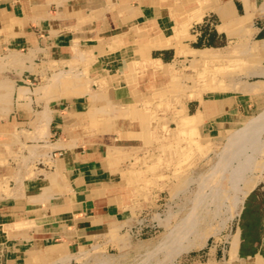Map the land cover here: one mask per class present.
<instances>
[{"label": "crops", "instance_id": "1", "mask_svg": "<svg viewBox=\"0 0 264 264\" xmlns=\"http://www.w3.org/2000/svg\"><path fill=\"white\" fill-rule=\"evenodd\" d=\"M177 86L168 127L219 135L261 112L264 0H0V264L64 263L128 221L122 167ZM259 197L226 249L184 264H264Z\"/></svg>", "mask_w": 264, "mask_h": 264}, {"label": "rangeland", "instance_id": "2", "mask_svg": "<svg viewBox=\"0 0 264 264\" xmlns=\"http://www.w3.org/2000/svg\"><path fill=\"white\" fill-rule=\"evenodd\" d=\"M182 87H176L173 101L176 108L164 109L162 116L155 117L153 145L131 164L122 167V184L130 194L125 198L129 208L128 221L75 250L70 260L53 264H184L183 258L189 263L197 259V255H201L203 262L209 247L227 248L238 218V208L233 209L231 205L232 191L228 188L227 172L221 175L214 172L219 166L218 161L225 162L228 152L237 148L226 144L228 131L219 135L198 132L193 126L195 118L189 117L188 122L180 118L179 122L175 121L176 126L168 127L166 111L182 112ZM245 119L232 130L241 127ZM258 137L241 185L248 193L256 191L259 198H263L264 131ZM249 151L246 153L250 154ZM214 183L216 188L211 185ZM259 198L252 200V208L255 206L258 212L263 204ZM137 209L142 212L136 219ZM135 222H142L144 230L137 228ZM250 231L256 233L257 228ZM9 235L7 230L0 231V242ZM233 238L231 250L237 234ZM56 239L59 238L53 241ZM4 249L5 245L0 244V253Z\"/></svg>", "mask_w": 264, "mask_h": 264}, {"label": "bare ground", "instance_id": "3", "mask_svg": "<svg viewBox=\"0 0 264 264\" xmlns=\"http://www.w3.org/2000/svg\"><path fill=\"white\" fill-rule=\"evenodd\" d=\"M242 82V81H241ZM238 83V81H237ZM235 83V84H237ZM248 83V82H247ZM224 84V83H223ZM234 84V85H235ZM245 84V83H244ZM245 86V85H244ZM218 87V86H217ZM235 87V86H234ZM233 87V89H234ZM242 87V86H241ZM249 87V86H248ZM257 86H255L256 88ZM245 88V87H243ZM247 88V87H246ZM259 88V87H258ZM240 89V88H238ZM242 89V88H241ZM251 89V88H250ZM262 89V88H261ZM229 90V89H228ZM235 90V89H234ZM260 90V89H259ZM239 91V90H238ZM237 91V92H238ZM240 92V91H239ZM243 92V90H241ZM192 119L195 118V116L191 117ZM264 131V109L261 110L256 116L250 117L244 120V124L235 129V130H229L225 136L226 144H229L230 146H236V150L233 149V152H228L229 154L226 155L225 162L218 161L219 166L217 169H215V175H221L223 172H227V179L229 184V189L232 191V208L236 209L238 208L237 215L239 214L244 199L247 195L246 189H244L241 185V182L244 178V173L246 172L250 162L252 161V155L251 153L255 151L256 149V143L258 141L259 134ZM232 148V147H231ZM234 148V147H233ZM229 149V148H228ZM247 150H250V154L246 153ZM226 154V153H225ZM225 157V156H224ZM221 160V159H220ZM217 164V162L215 163ZM215 168V167H213ZM209 172V171H208ZM210 174V173H209ZM226 176V175H225ZM214 177V176H212ZM211 177V178H212ZM217 178V177H216ZM219 178V176H218ZM201 181V179H200ZM209 182H212L209 180ZM215 182V181H213ZM222 182V181H221ZM227 182V181H226ZM218 183V181H217ZM255 181H253V184ZM198 184V183H197ZM215 184V183H214ZM221 185L223 183H220ZM226 184V183H225ZM214 188L217 187V185L211 184ZM203 187V186H201ZM222 189V187H221ZM198 192V191H197ZM196 192V193H197ZM214 195V194H213ZM226 195H228L226 193ZM215 196V195H214ZM201 197V196H200ZM196 198V197H195ZM210 199V198H209ZM222 203V202H221ZM193 206V205H192ZM195 206V205H194ZM198 206V205H197ZM194 208V207H193ZM190 214V213H189ZM190 225V223H189ZM179 226V225H178ZM184 229V228H182ZM181 231V230H179ZM174 233V232H173ZM176 233V232H175ZM178 233V232H177ZM181 233V232H180ZM184 233V232H183ZM182 234V233H181ZM174 235V234H173ZM178 235V234H177ZM186 235V234H185ZM168 236V234L166 235ZM176 236V234H175ZM174 236V237H175ZM180 236V235H179ZM182 237V236H181ZM187 237V236H186ZM167 238V237H166ZM184 239V238H183ZM182 239V240H183ZM235 239V238H233ZM177 241V240H176ZM148 241H146L147 243ZM151 242V241H150ZM171 242V239L169 240ZM160 243V242H159ZM145 244V243H144ZM173 244V243H172ZM169 244V245H172ZM179 244V243H178ZM168 245V244H167ZM155 248V247H154ZM54 250V249H53ZM174 250V249H173ZM176 250V249H175ZM178 250V249H177ZM176 250V251H177ZM231 250V249H230ZM53 252V251H52ZM55 252V251H54ZM233 250L230 251V254L232 255ZM236 252V251H235ZM59 253V252H58ZM230 257V256H229ZM245 259V258H243ZM239 262V261H238ZM236 264V263H235Z\"/></svg>", "mask_w": 264, "mask_h": 264}]
</instances>
